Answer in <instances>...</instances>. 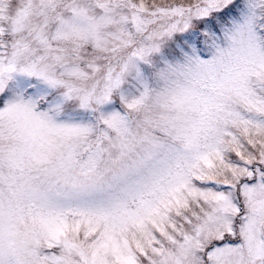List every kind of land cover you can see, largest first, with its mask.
<instances>
[{
    "label": "snow or ice",
    "instance_id": "1",
    "mask_svg": "<svg viewBox=\"0 0 264 264\" xmlns=\"http://www.w3.org/2000/svg\"><path fill=\"white\" fill-rule=\"evenodd\" d=\"M0 264H264V0H0Z\"/></svg>",
    "mask_w": 264,
    "mask_h": 264
}]
</instances>
